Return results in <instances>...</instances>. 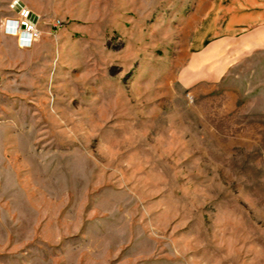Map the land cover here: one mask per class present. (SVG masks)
<instances>
[{"label":"rangeland","instance_id":"rangeland-1","mask_svg":"<svg viewBox=\"0 0 264 264\" xmlns=\"http://www.w3.org/2000/svg\"><path fill=\"white\" fill-rule=\"evenodd\" d=\"M226 2L0 0V264H264V42L178 81Z\"/></svg>","mask_w":264,"mask_h":264},{"label":"crops","instance_id":"crops-1","mask_svg":"<svg viewBox=\"0 0 264 264\" xmlns=\"http://www.w3.org/2000/svg\"><path fill=\"white\" fill-rule=\"evenodd\" d=\"M215 5L221 7L222 3H213L211 6ZM212 13L218 17V22L213 20L204 35L194 37L191 57L178 74V81L185 87L217 81L224 63L210 57L213 45H223L227 41L236 43L238 36L244 38L247 32L252 36L257 35L255 42H264V0H227L225 5ZM224 14L227 16L221 21Z\"/></svg>","mask_w":264,"mask_h":264},{"label":"built area","instance_id":"built-area-1","mask_svg":"<svg viewBox=\"0 0 264 264\" xmlns=\"http://www.w3.org/2000/svg\"><path fill=\"white\" fill-rule=\"evenodd\" d=\"M10 9L15 12L17 16L13 19V25L7 24V28L11 26L13 28L11 30L26 41L38 39L40 31L33 13L17 1L11 4Z\"/></svg>","mask_w":264,"mask_h":264}]
</instances>
